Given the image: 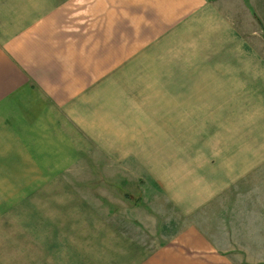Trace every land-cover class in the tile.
<instances>
[{
  "label": "crops",
  "instance_id": "crops-1",
  "mask_svg": "<svg viewBox=\"0 0 264 264\" xmlns=\"http://www.w3.org/2000/svg\"><path fill=\"white\" fill-rule=\"evenodd\" d=\"M246 2L0 0V238L23 216L55 240L0 246V264H264V142L251 129L264 110V55ZM245 117L236 125L247 133L158 142L180 147L156 153L155 127ZM88 175L106 179L105 203L96 193L78 207L90 234L59 229L61 217L45 230L50 191L51 206L62 192L79 196ZM152 208L156 235L136 237L130 224L147 233ZM95 232L102 257L80 241Z\"/></svg>",
  "mask_w": 264,
  "mask_h": 264
},
{
  "label": "rangeland",
  "instance_id": "rangeland-1",
  "mask_svg": "<svg viewBox=\"0 0 264 264\" xmlns=\"http://www.w3.org/2000/svg\"><path fill=\"white\" fill-rule=\"evenodd\" d=\"M246 4L250 7L249 11L251 13V15L255 18L256 20V24H257V47H258V56L261 57V55H264V0H246ZM256 37V36H255ZM254 37V38H255ZM226 113V112H225ZM229 113V112H228ZM256 115L255 120H252L254 122H256V124L254 125V127L251 126L252 129V133L256 134L258 137H261L262 142H264V110L262 111H257L254 112ZM100 114H103L102 112ZM254 115V114H253ZM227 120V119H225ZM231 121L230 124H222L220 126L221 123L218 122H213L212 120H209V125L208 126H181V125H174V124H170V125H161L159 127H151V129H156V139L158 141H156V153L160 152V151H166V152H173L175 150H177L178 147H180L179 145H172V144H168V143H158V142H168V141H173V140H177V139H187L190 137H196V136H200V135H216V134H229V132L233 133V134H244L247 133L245 130H248L250 128L245 127V126H239L236 125L238 122L243 123L244 121H247L246 117L242 120H228ZM219 124V126H217ZM103 139V138H102ZM199 145L198 142L197 143H192L193 148L195 149V146ZM90 160L87 161V165L89 164ZM93 167H97V168H104L105 166V161L104 160H95L93 161ZM102 169H97L96 171H99ZM94 171V172H96ZM66 178H69V176H65ZM79 179H82L80 182H78V184H75L73 186V188H75L78 193L80 194L79 196L76 197H72V196H67L68 193H64L62 192L61 194H64V196H61L62 198H64V200H61L60 202H58L57 200L54 201V205L51 206V199L53 197L56 196V194H52V193H56V192H51L50 191V195L48 198V202H49V216L47 219V224H49L46 228L48 229H55V226H57V224H51L50 220H55L56 217H61L63 218V222L59 223L58 228L61 230H64L66 232H69L68 234L72 235L73 232H79V233H84V235L86 234H90V232L92 231V227H89L88 224L82 222V220L88 221V217L86 216V213L84 215H82L80 213V207L81 204L83 202H86L85 198H88L89 201L92 202V200H94V195L97 193L98 194V199L96 197V200L98 201V203H102L103 202L101 200L104 201L105 203V199L102 197V194L105 195V190L99 188L101 185H105L106 184V179L105 176L102 175H88V176H78ZM127 177L125 176H120V181L125 179ZM147 176L146 179L144 180V182L147 181ZM49 182H57V179L55 177L54 180H51V178H49L48 180ZM119 181V182H120ZM132 182H137L136 180H131ZM77 182V181H76ZM82 183H85L84 185L86 186H80ZM96 184H99L97 186H95ZM82 188H89L90 190H82ZM99 188V191H92ZM130 195H140L142 193H144V191H137L135 190V188H132L129 190ZM93 194V195H92ZM101 196V197H100ZM111 198L113 199V201H115L114 204H120L119 200L121 198L125 199L124 197H122V195H120V192L118 191H114ZM92 199V200H91ZM128 202L125 201L124 205L127 203L128 207L125 211H129L131 212L130 207L132 206V202L127 200ZM101 211L104 210L103 207H98ZM115 209L119 210L117 207H114V211ZM124 213V212H123ZM81 215V217H74V216H78ZM132 215H136V213L133 214H125V220L128 221L129 217ZM103 217V216H102ZM135 216H132V218H134ZM155 213H154V209L152 208L151 210V215L148 214L146 221H147V226L148 228H146V232L145 233L141 230V228L136 225V224H130L131 225V229L133 230V232L136 234L137 236H142L144 239H147L148 235L150 233H153L154 235H156L155 232V227H156V222H155ZM79 220V221H77ZM10 224L7 223H2L1 225V230H5V231H1V238H0V246L3 248L7 245H16V246H25V245H32L33 247H40V246H44V245H50L52 241L55 240H51V239H46V240H42L40 239V237L37 235L39 232H44L42 229V225L41 222L34 223L33 224H28V223H24V218L23 216H20V221L18 224H15L16 227H12L9 228ZM105 223L103 222H99L97 221L95 224H91V226L97 227L99 228V232L101 230H103ZM87 226V227H86ZM146 226V227H147ZM75 228V229H74ZM10 229H15V233L17 234L18 238H4V234H10L9 230ZM27 232V233H26ZM27 234L29 236V240L24 239V235ZM93 234V238L90 239H80L81 244L83 242H86L89 245H92V248H95V252H102V255L100 257L103 256V248L101 246L97 247V245H99L98 243H102L104 241L103 238V234L101 233H92ZM37 235V238H36ZM123 236V235H122ZM124 237V236H123ZM125 238V237H124ZM130 239H137L134 238L133 236H130ZM139 242V239H137ZM155 240V238H154ZM152 240V241H154ZM74 241V240H72ZM112 241L115 244H123V239L121 237L120 234H117L116 238H112ZM144 242V240H142ZM45 242V243H43ZM65 244V246H67L70 243V240L68 238H64V239H58V246L59 248L62 247V244ZM63 247L65 248V250H67V247ZM97 247V248H96ZM125 249H127V247H124ZM81 249L83 250V248L81 247ZM154 247L153 245H151V252L153 251Z\"/></svg>",
  "mask_w": 264,
  "mask_h": 264
}]
</instances>
